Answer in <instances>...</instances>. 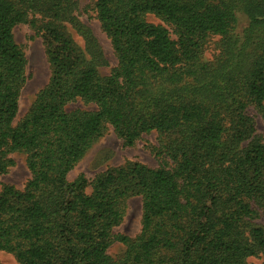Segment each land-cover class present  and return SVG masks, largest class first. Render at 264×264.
Masks as SVG:
<instances>
[{"label": "trees", "instance_id": "1", "mask_svg": "<svg viewBox=\"0 0 264 264\" xmlns=\"http://www.w3.org/2000/svg\"><path fill=\"white\" fill-rule=\"evenodd\" d=\"M94 1L118 57L106 76L58 24L71 0H0V177L16 151L31 172L23 189L0 193V250L19 264H250L264 254V226L251 222L264 216V142L250 112L264 120V0ZM21 23L42 35L51 77L15 124L27 81ZM214 36L219 53L206 61ZM76 101L96 108L69 110ZM110 126L126 145L156 131L168 161L70 180ZM134 196L141 231L115 234ZM115 241L127 245L116 258Z\"/></svg>", "mask_w": 264, "mask_h": 264}, {"label": "rangeland", "instance_id": "2", "mask_svg": "<svg viewBox=\"0 0 264 264\" xmlns=\"http://www.w3.org/2000/svg\"><path fill=\"white\" fill-rule=\"evenodd\" d=\"M71 9L68 13L70 17L58 21L64 30L70 34L79 47L85 52L89 59L96 60L97 67L103 76L109 75L113 68L118 65V57L113 48L112 42L101 23L97 18L94 8V0H71ZM36 17L39 24L46 20V16L38 11H31L29 18ZM148 20L153 23H161V19L150 14ZM247 16L240 14V26L247 24ZM16 41L23 47L28 59L27 81L21 91L20 109L14 123L22 120L34 103L38 93L48 84L51 77V65L48 60L43 37L30 23H21L14 29ZM173 37L175 35L173 34ZM218 36L210 37L206 44L204 60L212 61L219 53L217 48ZM78 107L95 109V105H86L82 101L69 104L68 109ZM252 115L256 117L257 133L264 142V120L258 111L250 109ZM161 136L156 131L145 133L134 144L126 145L113 127H109L105 134L98 139L88 150L86 155L79 161L75 168L69 173V179L74 180L80 174L92 180L97 174L106 171L111 167H119L129 161H139L150 167L157 168L164 164L166 156L160 152ZM245 143V142H244ZM242 143V144H244ZM15 164L9 168L8 172L0 177V193L4 185H13L18 189H23L31 177V172L27 164L28 153L16 151L10 155ZM171 164V163H170ZM87 191L92 192L89 186ZM143 201L141 196L129 198L125 217L120 225L114 228L115 234H124L135 238L142 228ZM255 225L264 226V216L252 219ZM127 245L121 241H115L108 252L113 257H119L125 253ZM0 261L3 264H19L14 253L7 250H0ZM250 264H264V254L249 258Z\"/></svg>", "mask_w": 264, "mask_h": 264}]
</instances>
